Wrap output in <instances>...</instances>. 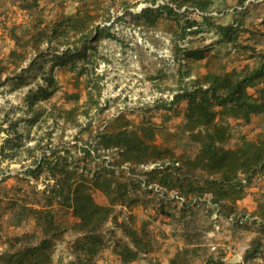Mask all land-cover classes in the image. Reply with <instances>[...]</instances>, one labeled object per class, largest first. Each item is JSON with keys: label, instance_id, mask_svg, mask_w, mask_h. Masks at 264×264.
Masks as SVG:
<instances>
[{"label": "rangeland", "instance_id": "374dc122", "mask_svg": "<svg viewBox=\"0 0 264 264\" xmlns=\"http://www.w3.org/2000/svg\"><path fill=\"white\" fill-rule=\"evenodd\" d=\"M193 1L0 0V82H4L0 86V253L38 242L43 237L41 227L33 218L23 220L19 209L46 207L60 230L50 253L52 264H88L78 258L75 249L82 237L78 219L53 197L65 187L60 171L66 169L74 173L75 183L91 189L100 204H108V199L94 187L98 175H111L114 191L124 193L123 199L113 193L117 198L113 212L98 232L104 248L93 257L97 264H170L173 259L179 264H233L236 260L264 264L261 181L253 180L241 192L223 196L216 203L208 191L187 197L180 194L186 198L181 204L170 195L162 199L145 191L141 185L149 181L168 188L159 181L158 173H176L174 159H178L177 167L183 168L179 173L184 175L180 157L197 149L180 129L184 103L174 110L162 106L172 99L178 76L187 71L192 77H202L240 70L264 54V23H258V15H264V10L255 11L263 0H250L245 9V4L234 0H211L203 12L217 24H238L236 43L225 41L211 27L203 26L196 34L190 30L196 25L185 28L187 21L201 22ZM166 3H171L176 16L163 12L153 26L136 18L143 8L155 9ZM29 4H33L30 9L26 8ZM77 10L87 24L84 31L71 32L68 42L57 40L50 46L41 40L46 25ZM96 25L107 26L115 38L92 41ZM76 49L86 52L73 68L63 64L66 60L55 58ZM196 50L208 54L199 60L186 57ZM32 61L34 65L22 79L17 78ZM45 75L53 77L52 86H47ZM20 80L26 85L18 86ZM39 85L52 92L47 99L35 94ZM231 125L227 147L235 145L242 130L247 140L264 141V116L253 114L249 123L240 125L231 120ZM143 126L153 128V145L161 151L145 165H119L118 149L98 147L104 133ZM166 163L170 169L151 170V165ZM195 178L203 179L197 173ZM199 197L201 200L192 204ZM122 205H143L148 210L133 216L125 213ZM162 205L167 209L163 211L165 224L170 227L163 233L155 223L161 218L154 211ZM132 233H136L141 248L136 259L123 263L119 255L122 247L136 250ZM177 234L188 245L181 250L172 246L180 239ZM212 245L217 250H212ZM255 245L258 251L247 255Z\"/></svg>", "mask_w": 264, "mask_h": 264}, {"label": "trees", "instance_id": "16d2710c", "mask_svg": "<svg viewBox=\"0 0 264 264\" xmlns=\"http://www.w3.org/2000/svg\"><path fill=\"white\" fill-rule=\"evenodd\" d=\"M182 1L188 2L189 0ZM242 1L240 0V4ZM193 3L199 12H204L209 9L212 1L194 0ZM170 4L158 5L155 9L145 7L136 15V18L143 19L145 23L153 26L163 12L169 17L177 15ZM31 5L33 4L27 5L26 8L30 9ZM199 16L201 22H186L185 28L197 26L196 29H190L191 33L201 32L203 26L211 27L225 41L236 43L238 24L221 25L212 22L209 16L202 14ZM86 25L81 11L77 10L74 14L63 16L60 21L54 24L46 25L40 33L41 40L45 41L48 46L53 45L57 40L64 39L68 42L71 32L84 31ZM94 31L95 35L91 39L92 41L97 42L104 37L115 38L107 26L96 25ZM182 36H185L184 32ZM243 48L247 47L243 46ZM55 50L58 51V48L55 47ZM85 52L82 49H76L72 53L63 51L56 54L55 58L66 60L63 64H70V68H73L76 61L85 56ZM207 54L206 50H196L190 51L186 57L199 60L206 57ZM33 63L34 61L28 67L22 68L17 73V78L22 79L25 72H28L29 68L34 65ZM44 80L47 82V86L53 85L54 80L51 75H45ZM3 84V81L0 82V86ZM23 85H26L25 81L20 80L18 86ZM250 89L253 90V93H250ZM172 90V99L168 102L164 101L162 106L165 109L174 110L177 105L184 103L185 109L180 129L188 134L187 142L198 149L195 157L186 163L182 162V165L186 164V172L191 178L195 177L192 171L198 167L206 173L203 182L198 178V181L195 182L189 179L185 185L187 192H195L199 195L207 191L211 192L216 203L220 202L223 196L231 197L232 193L241 192L244 187L252 183L256 174H264L263 140H247L244 136H240L233 147L225 146V142L231 136V120L241 125L249 123L253 114L264 113V54L260 55L256 62L247 63L240 70L207 73L202 77H192L187 71L178 76ZM51 93L46 87L39 85L35 94L40 99H47ZM153 136L154 130L149 126L137 129L125 128L114 133L102 134L98 140V147L103 150L118 149L117 164L119 165L126 162L139 165L154 160L161 152L153 145ZM174 160H176L174 162H178L177 159ZM178 170L180 171L181 167L176 169V171ZM60 172L64 175L65 187L53 197L59 200V204L70 209L78 219L77 228L82 233L75 248L78 258L84 259L88 264H97L93 261V257L104 248L103 238L98 232L113 212V205L117 199L112 197L113 193L122 199L124 193L121 190L114 191L111 175L108 173L98 175L94 187L102 190L108 199V204H100L95 200L91 189L81 183H75L72 177L73 172L66 171V169H61ZM53 175L56 176L54 171ZM171 176V173H161L159 181L168 184V179L171 181L174 179ZM174 180L175 185L183 186L182 179ZM19 210H21V216H24L23 220L34 219L41 227L43 237L37 243L19 248L11 253H0V264H52L50 253L54 241L60 236V230L53 214L46 207H25ZM21 222L22 220H17L18 224ZM130 237L136 250L133 251L128 246H123L119 251L123 263L136 259L137 251L141 248L136 233H132ZM257 251L255 245L247 255H253ZM170 264L179 263L173 259Z\"/></svg>", "mask_w": 264, "mask_h": 264}, {"label": "crops", "instance_id": "0c3cea01", "mask_svg": "<svg viewBox=\"0 0 264 264\" xmlns=\"http://www.w3.org/2000/svg\"><path fill=\"white\" fill-rule=\"evenodd\" d=\"M253 1V0H252ZM256 1H259V0H256ZM264 1V0H263ZM263 1H262V3H257V4H259V6H257V7H255V11H259V10H264V3H263ZM234 2H236V3H238L239 5H243V4H246L247 2H250V0H243L242 1V4H240V0H234ZM259 2H261V1H259ZM252 9V8H251ZM252 12H253V10H251ZM258 14V13H257ZM259 17H258V23L261 25L262 23H263V21H264V15H262V13H259V15H258ZM244 54V53H243ZM242 53H241V58H242ZM245 57V56H244ZM243 61H245V60H243ZM242 62V61H241ZM256 115H258V116H264V113H261V114H256ZM261 118V117H260ZM242 127V129H243V126H241ZM247 127V125L245 126V128ZM241 134V136H244L246 139L248 138V135L246 134V131L245 130H242V132L240 133ZM239 140V139H238ZM238 140H237V142H238ZM197 150L198 149H196L195 150V152L194 153H191L192 155H188L187 157L185 156H181L180 158H181V160L182 161H180V163H181V165H182V162L183 163H186V161H188V160H192L194 157H195V155L197 154ZM178 160V159H177ZM182 167H184V175H180V171L178 170L176 173H173L172 174V178H174V179H182V181H184V183H183V186L182 187H180L179 185H175V180L174 179H172V181L170 180V179H168V184H164L163 183V185L164 186H166V187H168V188H166V189H168L169 191H172L173 193H179V194H182V195H184L185 197H187V196H189V195H193V192H187L186 190H185V185H186V183L187 182H189V179L191 180L192 179V181L193 182H195L196 181V178L195 177H190V175L186 172V164L185 165H183ZM183 170V168H181V171ZM193 173L192 174H194V176L196 175V173L197 174H201V177L203 178L201 181L203 182V180L205 179V172L200 168V167H198V168H196V169H194V171H192ZM158 174H161V173H158ZM159 177H160V175H159ZM170 177V178H171ZM258 180L259 182L261 181L262 183H264V181H263V179H264V174H260V173H258V174H256L255 176H254V178L252 179V181L253 180ZM195 180V181H194ZM199 183H201V182H199ZM255 189H260L259 187L258 188H255ZM177 206H179V205H177ZM123 210H124V212L125 213H127V214H130V215H135L136 213H139V212H147V210H148V207H144L143 205H138V206H130V207H127L126 205H122V206H120ZM164 210H167L166 209V207L165 206H160V208L159 209H154V211L155 212H158V218H161V219H157L156 221H155V223L157 224H159V227H160V229H161V231H162V233L163 232H167V230H169V226L168 225H166L165 224V222H167L166 220H167V218H165V217H163L164 215V213H163V211ZM172 210H173V208H172ZM175 210V209H174ZM173 210V211H174ZM160 221H162L161 222V224H160ZM163 235V234H162ZM179 237H180V239H178L177 241H175V243H174V245H172L173 247H174V249H180L181 250V248L183 247V245H185V246H188L185 242H184V240L182 239V236H181V234H177ZM166 246V244L164 245V247ZM240 258L242 259V256H240ZM232 263H241V261H235V262H232Z\"/></svg>", "mask_w": 264, "mask_h": 264}, {"label": "built area", "instance_id": "2783aa9c", "mask_svg": "<svg viewBox=\"0 0 264 264\" xmlns=\"http://www.w3.org/2000/svg\"><path fill=\"white\" fill-rule=\"evenodd\" d=\"M249 4V2H247L245 5H244V9L247 7V5ZM200 14H203V12H200ZM204 15V14H203ZM172 164V163H171ZM143 165H145V164H143ZM167 163L165 164V165H162V164H160V165H158V166H156V165H151V170H153V169H157L158 171H161V172H163V171H165V170H167V169H170V167H167ZM175 166L176 167H173V170H175L176 171V169L178 168L177 166H179L178 165V162H175ZM141 185H142V187H143V189L145 190V191H152V192H154V193H156L159 197H161L162 199H166L169 195L171 196V198L172 199H176L179 203H181V204H184L185 202H186V198L185 197H183L182 195H180L179 193H173L172 191H169L168 189H166L165 187H163V186H161V185H159V184H157V183H155V182H153V183H150L149 181H142V183H141ZM197 200H201L200 199V197L198 198V199H194V200H192V204H196L197 202ZM223 248L225 249V248H229V247H225V246H223ZM211 249L212 250H217V246H215V245H212L211 246Z\"/></svg>", "mask_w": 264, "mask_h": 264}]
</instances>
